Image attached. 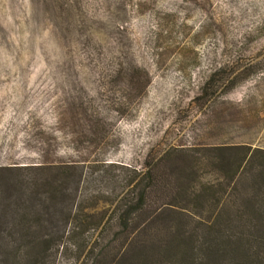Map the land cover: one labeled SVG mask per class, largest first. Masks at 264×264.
<instances>
[{
    "label": "rangeland",
    "instance_id": "1",
    "mask_svg": "<svg viewBox=\"0 0 264 264\" xmlns=\"http://www.w3.org/2000/svg\"><path fill=\"white\" fill-rule=\"evenodd\" d=\"M239 145L264 155V0H0V264H113L141 175ZM155 211L148 245L197 228Z\"/></svg>",
    "mask_w": 264,
    "mask_h": 264
},
{
    "label": "trees",
    "instance_id": "2",
    "mask_svg": "<svg viewBox=\"0 0 264 264\" xmlns=\"http://www.w3.org/2000/svg\"><path fill=\"white\" fill-rule=\"evenodd\" d=\"M211 46L213 50L214 45ZM195 154L198 158L192 157L190 162L177 152L169 151L165 161L174 155L176 163L169 162L164 169L150 168L141 175L135 203L132 201L135 190H131L132 196L123 201L126 210L115 211L122 213L120 219L124 220L121 231L115 235H123L121 245H126L128 253L123 252L122 258L115 261L118 255L115 251L113 264H153L154 256H174V264H202L199 258L203 259V255L197 254L199 248L205 255L203 264H264V155L259 149L245 145L206 147L196 150ZM199 156L209 163L211 172L216 175L200 187L195 164ZM176 170L182 173L179 178H174ZM256 171L259 180L254 185L246 186L242 194L229 192L246 172ZM135 174L131 181L140 176ZM179 195H183L181 202H189L199 212L187 211L185 207L176 210L179 206L174 202ZM152 206L155 210L187 213V218L196 219L197 228L189 235H185V230L175 231L169 240L158 246L148 245L142 236L148 234V222L156 214ZM134 220L138 222L133 224Z\"/></svg>",
    "mask_w": 264,
    "mask_h": 264
}]
</instances>
